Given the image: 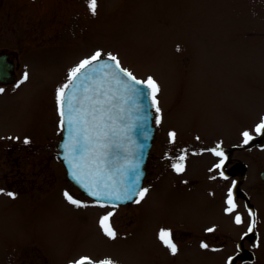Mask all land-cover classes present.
<instances>
[{
	"label": "rangeland",
	"instance_id": "374dc122",
	"mask_svg": "<svg viewBox=\"0 0 264 264\" xmlns=\"http://www.w3.org/2000/svg\"><path fill=\"white\" fill-rule=\"evenodd\" d=\"M0 44L11 46L16 75L23 80L28 74L13 84L8 99L0 94V135L13 136L11 166L0 161V182L21 184L12 188L25 197H0V264H13L16 256L21 264H71L84 256L117 264H264V146L241 148L251 143L242 133L259 137L255 128L264 118V0H97L95 15L87 0H0ZM96 51L111 53L137 78L151 76L160 86L155 154L176 139L181 145L187 135L202 136L203 158H187L183 172L205 178L204 194L186 189L172 196L166 182L187 179L176 170L167 178L164 164L154 159L139 203L101 207L67 179L56 155L57 90ZM232 143L247 198L238 190L228 213L213 197L211 150ZM65 192L81 206L69 203ZM109 212L114 239L100 223ZM173 226L195 231L170 262L158 233ZM218 230L228 235L205 238L208 247L202 248L197 232ZM238 242L253 248L255 259L244 250L236 258Z\"/></svg>",
	"mask_w": 264,
	"mask_h": 264
},
{
	"label": "water",
	"instance_id": "95a60500",
	"mask_svg": "<svg viewBox=\"0 0 264 264\" xmlns=\"http://www.w3.org/2000/svg\"><path fill=\"white\" fill-rule=\"evenodd\" d=\"M3 61L4 57L0 56V66L3 65ZM102 63L113 65V62L109 61L107 57H101L97 65L86 70L76 82V85L71 86L67 90L66 98L75 95L73 100L74 107L83 106L87 108L89 101H85V95L94 96L95 90L101 84H103V91L109 92L111 96L115 97L112 103L107 106L112 117L109 124L111 128L115 129V135L110 134V142L113 146L107 150L106 163L102 171L97 174L94 168L90 169L85 161L80 160L82 153L72 150L77 138L79 125L76 123L70 125L68 123L67 103L64 106L65 116L62 118L64 121L62 138L58 143L60 148L59 156L67 168L68 177L86 194L113 204L125 203L130 200L121 202L106 196L95 197L91 195V192H123L128 185L134 182L141 188L155 131L153 105L148 95V89L143 88V86H137L142 89V94L125 91L116 84L113 78L116 72L114 65L101 70L98 65ZM85 88L88 89L87 93H85ZM128 162L138 165V167L130 168L128 167ZM76 163H80L82 168L76 169L74 166ZM73 171L81 174L82 179L79 181L75 179ZM137 176L139 177L138 180ZM135 196H133V199Z\"/></svg>",
	"mask_w": 264,
	"mask_h": 264
},
{
	"label": "snow or ice",
	"instance_id": "6c2138e0",
	"mask_svg": "<svg viewBox=\"0 0 264 264\" xmlns=\"http://www.w3.org/2000/svg\"><path fill=\"white\" fill-rule=\"evenodd\" d=\"M89 11L95 15L97 11V0H87ZM102 53L100 51H96L90 58H86L82 60L76 67L70 70L68 75V81L64 85H62L57 90V102L60 106V115L63 118L65 116L64 112V106L65 103H67L68 107V114H67V121L71 125L73 123H76L79 125L78 128V134L77 138L75 140V143L73 145V151L74 152H80L82 153L80 156L81 161H85L87 166L91 169L94 168L99 174L104 164L106 163V157L108 154V149L111 148L113 145L110 142V134L115 135V129L110 127L109 121L112 120L110 113V109L107 107L109 104L112 103V100L115 99L114 96H111L109 92L103 91V84L100 85L99 88L95 90L94 96H87L85 95L84 99L85 101H89L88 107L85 108L83 106L77 108L73 105V100L75 99V95L67 97L66 98V92L67 90L73 86L76 85V82L81 78V76L85 73L86 70H88L90 67L97 65V62L101 60ZM107 59L111 62H113L114 68L116 69V72L114 74V79L116 81V84L123 88L125 91H131L136 94H142V89L138 88L137 86H143V88L148 89V95L151 98L152 105L155 106V110L157 113L160 112V108L158 107V100L156 99V95L160 91V86L158 83L153 79V77L149 76L146 80H139L137 79L130 71H128L125 68H122L120 65V61L118 58L111 53L108 54ZM113 65L102 63L99 64V69H107L110 67H113ZM28 79L27 72L24 73L23 80ZM23 80L21 83H23ZM0 92H3V89H0ZM88 92V89L85 88V93ZM63 119L61 123L63 124ZM159 122V121H157ZM256 133L260 134L264 132V118L261 119V122L257 124L255 128ZM171 138H175V133L169 134ZM244 136V143L247 144L253 137L249 134V132L245 131L242 133ZM26 144L29 143L27 139L24 141ZM213 153L216 156L223 157L224 153L221 151H216L215 149H212ZM180 161H183L185 159L184 156H180L178 158ZM226 159V157H225ZM224 165V160L222 159L220 163L216 165L217 168H221ZM76 169H81L82 165L80 163H76L75 165ZM128 167L130 168H136L138 165L131 164V162H128ZM173 168L177 172H183L184 167L182 164H173ZM221 175L223 176V172H221ZM73 177L77 179L78 181L82 179V175L78 174L77 171H73ZM137 176V180H138ZM227 178V177H225ZM87 186V185H86ZM0 191H3L0 189ZM148 189H140L138 187L137 183H133L128 185L123 192H101V191H93L91 192V195L95 197L100 196H106L109 198H114L117 201H126V200H132L133 196L139 195L140 200H142L147 193ZM8 196H14L13 193L8 192L6 193ZM65 199L77 206H81V202L74 199L68 192L64 193ZM140 200H134L133 202L139 203ZM226 203L229 205L228 208H226V211L228 213H232L235 208L236 204L233 199V193L231 190H229L228 193V200ZM251 214V213H250ZM113 215V213L109 212L107 215H105L100 223L102 229L105 231V234L108 235L110 238H115L116 233L111 228L110 223L106 225V222H109L110 217ZM235 222L237 224L242 222V218L239 214L235 217ZM208 231H212V229H208ZM249 232L252 231V227H249ZM158 238L160 241L169 248L171 253L174 255L177 252V247L172 239V233L170 230L167 229H161L158 233ZM202 248H207V244H202ZM74 264H114V262L111 259H105L99 262H94L91 260L90 257L84 256L81 257L79 260L75 261Z\"/></svg>",
	"mask_w": 264,
	"mask_h": 264
},
{
	"label": "flooded vegetation",
	"instance_id": "af4514ba",
	"mask_svg": "<svg viewBox=\"0 0 264 264\" xmlns=\"http://www.w3.org/2000/svg\"><path fill=\"white\" fill-rule=\"evenodd\" d=\"M0 56L4 57L3 65L0 66V89H3V92H0V94L4 95V99H8V97L11 96L13 84H15L18 81L20 76L18 77L16 75V65L13 66V59H15V57H14V52L11 49V46L0 44ZM251 136L253 137V139H251V143L249 145H242L241 148L252 149L256 145H258L259 147L264 146V141H263L264 132H262L259 137L256 135H251ZM11 138H13L12 134H9L6 132L0 135V145L2 146L0 147V161L4 160L5 164L8 165V168H10L11 162H12V158L10 157V154L12 152ZM201 138L202 136H200L198 133L196 134L195 140L193 139V135H187L186 142H184L183 137H181L180 138L181 141L185 143V144H181L183 146H181L180 142L176 139L173 141V143L168 144V146L166 147L163 153L155 154V152L153 151L154 144L156 141V136H155L148 163H150L153 159H154L153 161L155 165L159 164L161 161V163H163L165 166V175L167 174V178H168V176L170 175V170H175L173 168V164H178V163L182 164L185 169L187 158H190L193 162L198 161L199 160L198 158L200 157L203 158L204 149L202 145L203 141ZM218 149L219 151H222L224 149L226 150H225L224 156L221 158L215 155V158H216V161L214 159L215 165L220 163L222 159L224 160V165L221 168L216 167V169L213 171V174H214L213 179L215 181L214 182L215 190H214L213 197L215 201L223 200L225 207L228 208L229 205L226 203V201L228 200L229 190H231L233 193L234 202H236L238 190L243 193V196L245 198H247V196L245 193V189L239 185L238 178L236 176L237 162L236 160H234V152L236 149V144L232 143V145H229L227 148H225L224 146L221 147L219 145ZM180 156H184L185 159L183 161H180L178 159ZM221 172H223V176L221 175ZM263 172H264V168L260 170L259 172V176L261 177L260 182H264ZM177 175L179 176V178L184 179V180L187 179V180H185L186 182H166V190L172 196H174V194H184L186 189H196L197 191L196 195L197 194L202 195L201 192L204 194L205 178L203 177L190 178V176L188 174H185L184 172H177ZM246 175H247V171L244 169L243 172L240 174L239 179H244ZM14 185L15 187L21 186V184H17V182H0V189L3 190V191H0V197H10L6 193L11 192L14 194V196L10 197L11 200L18 199V198H25L24 193H23L24 191L21 189L19 190L13 189L12 187H14ZM19 193L21 194V196L19 195ZM247 202L250 205V207L253 206L252 202H250L249 200H247ZM101 204L106 205L103 203ZM170 231L172 233L173 242L175 243L177 247V252L176 254L173 255L171 251L169 250V248L167 247L168 248L167 258L170 262H174L175 260H177L180 254V251H182L184 247L188 246L189 244L188 238L195 230L186 229L182 226H179V227L173 226ZM196 235L197 236L200 235V237H203L202 244H204L205 238L208 239L206 241L210 242V240H212L210 239V236L218 240L217 237H219L220 235H228V234H225L224 232H221L218 230V231H213L212 234L211 232L202 233V234L197 232ZM243 250L245 252H249L248 257L250 259L252 260L255 259L253 248L243 247L242 242H238L236 258L240 255H243ZM18 257L19 256H16V259L14 260L13 264H17V263L21 264V261L18 262ZM231 262L233 263L234 260H231Z\"/></svg>",
	"mask_w": 264,
	"mask_h": 264
}]
</instances>
